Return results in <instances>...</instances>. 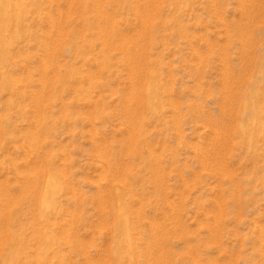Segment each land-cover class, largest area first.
Returning <instances> with one entry per match:
<instances>
[{"label": "rangeland", "instance_id": "rangeland-1", "mask_svg": "<svg viewBox=\"0 0 264 264\" xmlns=\"http://www.w3.org/2000/svg\"><path fill=\"white\" fill-rule=\"evenodd\" d=\"M0 264H264V0H0Z\"/></svg>", "mask_w": 264, "mask_h": 264}]
</instances>
